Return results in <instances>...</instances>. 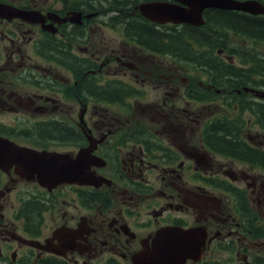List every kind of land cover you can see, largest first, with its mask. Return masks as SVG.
<instances>
[{"label":"flooded vegetation","instance_id":"af4514ba","mask_svg":"<svg viewBox=\"0 0 264 264\" xmlns=\"http://www.w3.org/2000/svg\"><path fill=\"white\" fill-rule=\"evenodd\" d=\"M148 3L180 5L0 0V138L72 158L83 150L97 180L47 189L14 166L0 168V264H136V254L177 247L179 234L187 240L190 231L201 250L183 264H223L207 255L232 244V264H264V131L241 112L247 99L264 116V101L255 93L226 100L219 73L224 60L234 62L228 47L239 48V32H249L239 24L243 13L205 9L198 31L150 21L138 9ZM14 10L33 16L12 17ZM97 22L120 33V42L97 38ZM193 30L196 39L215 41L209 66L177 57L176 34ZM127 72L166 86L162 104L149 103L147 84L127 80ZM225 101L236 103L231 128L223 127ZM250 126L260 132L242 134ZM231 137L254 150L247 163L221 148ZM226 237L224 247H213Z\"/></svg>","mask_w":264,"mask_h":264},{"label":"water","instance_id":"95a60500","mask_svg":"<svg viewBox=\"0 0 264 264\" xmlns=\"http://www.w3.org/2000/svg\"><path fill=\"white\" fill-rule=\"evenodd\" d=\"M180 5L169 6L161 3H148L138 7L141 14L150 21L159 23L172 22L200 26L202 23V12L205 9L217 8L234 10L250 15L264 14V7L256 1L237 2L232 0H174ZM2 16V14H0ZM30 12H12V17L31 19ZM258 99L264 100V92H253ZM88 162V163H87ZM88 159L83 150L72 158L67 154L47 151H36L33 149L19 147L6 139L0 138V168L14 166L16 172L23 178L34 179L37 183L47 189H52L61 184L94 183L95 177L87 172L89 168ZM87 163V164H86ZM97 181V180H96ZM144 253L140 257L141 264L154 263L156 255L153 252ZM186 258L184 257L183 260ZM171 263V262H170ZM159 264H164L160 262ZM173 264V263H171Z\"/></svg>","mask_w":264,"mask_h":264},{"label":"trees","instance_id":"16d2710c","mask_svg":"<svg viewBox=\"0 0 264 264\" xmlns=\"http://www.w3.org/2000/svg\"><path fill=\"white\" fill-rule=\"evenodd\" d=\"M239 24L248 29V35L241 33L242 37H247L250 40L252 39L256 44H261L264 47V19H258V17H249L241 15L238 17ZM236 20V21H238ZM188 30H192L187 28ZM198 31L202 29L196 28ZM196 32L186 31L185 35L190 42H187L185 36L176 35V49H177V57H179V52L184 55L186 61L193 66L203 67L209 66V63L213 57H211V53L214 49L213 44L215 41H203L201 38L196 39ZM192 33V35H191ZM200 33V32H199ZM194 44V46L192 45ZM193 46V47H192ZM179 50V51H178ZM240 63L243 65H248V68L245 70L237 69L235 67L229 66L227 63L223 61L222 67L219 73L223 74V80L226 82H234L239 84L240 86L247 85L253 82H257V84L263 88L264 90V54L258 52V50L254 49H244L241 48L240 54L238 55ZM204 72L207 73V70L204 69ZM217 77L214 81H218ZM231 85V84H226ZM237 88V85H233ZM246 96V95H245ZM244 96V97H245ZM233 99H237L234 97ZM235 102L225 101L224 105L228 108L226 114L224 115V126H229L231 128L234 124V118L232 115L233 106ZM251 102L247 99H244L241 104V112L249 111L254 116V124L258 125L262 131H264V116L259 110H251L249 106ZM256 106H262V103H256ZM223 126V127H224ZM236 139L231 137V140H226L224 145H220L221 148H224L225 151H239V161L247 163L248 160L245 157L247 151H254L250 148L245 142L240 140L238 143L235 142ZM237 146V148H233ZM232 154V153H231ZM226 185V184H225Z\"/></svg>","mask_w":264,"mask_h":264},{"label":"rangeland","instance_id":"374dc122","mask_svg":"<svg viewBox=\"0 0 264 264\" xmlns=\"http://www.w3.org/2000/svg\"><path fill=\"white\" fill-rule=\"evenodd\" d=\"M39 1H42V0H39ZM48 1V0H46ZM100 23V22H99ZM101 25H98V22L97 24L95 25V31H96V37L97 38H102V36H112L113 38H111V40L114 41V39L116 40L115 44L117 45L121 38H120V33H117L115 35V33L111 30H108L104 27V24L100 23ZM192 45L194 46V44L192 43ZM192 46V47H193ZM262 51L264 52V48H261ZM100 51L97 52V55L99 54ZM238 55V54H237ZM236 64L240 63V60L239 62L237 63V58L235 57L234 58ZM184 64V63H183ZM113 67H114V64L111 65V67H105L104 70L101 72L103 74H101V76H99V81H97V84L102 86L104 85V83L108 80V75L110 76V74L112 73V70H113ZM180 75H183L186 77V75L182 72H178ZM108 74V75H107ZM127 75L128 72L126 73ZM134 75H129L127 76V80L129 81H132L133 83H135V81H142V82H145L147 84V86L145 87V89L147 90H150L151 93L149 95V99L147 100L149 103L151 104H154L156 106L162 104V101L164 100V89L166 88V86L162 85L161 82H157V80L155 79H151V78H143L141 79L140 77L136 76L137 79H135L133 77ZM172 83V82H171ZM171 85V84H170ZM227 93H229L231 91V88L227 87L226 90H225ZM236 91L239 93L238 95H241V96H244L246 92L249 91V89L247 87H239L236 89ZM260 93V92H259ZM1 107V106H0ZM117 108V107H115ZM21 109V108H20ZM134 109V107H133ZM30 110H27V109H24L20 112L21 115H25L27 116L29 119L31 120H37L35 116H33L30 112ZM0 112H4L3 109L0 110ZM12 112H6L7 115H5L6 117H8V121L9 119L11 120L12 123H17L15 122V120H13L12 118H14L16 115H13L11 114ZM18 113V112H17ZM17 113H14V114H17ZM9 114V115H8ZM19 122V121H18ZM147 124V128L150 127V125H152L153 123L152 122H149L147 121L146 122ZM129 125V124H127ZM129 126L127 127H122V129H127ZM246 127V126H245ZM243 128V131H242V134H246V133H254L255 131H258L260 132V129H257L255 126H250V127H247V128ZM242 136V135H241ZM55 150L57 151H60L62 152L63 150H68L66 148H56ZM20 185V184H19ZM22 185H23V182H22ZM231 201V200H230ZM1 213H3V210H1ZM228 238L229 237H226L224 238L221 242H218V241H212L214 242V246L213 247H216V245H220L221 247H224L225 244L227 243L228 241ZM203 241V240H202ZM202 241L199 243L201 244ZM233 245V249L232 251H227V252H224L222 250H220L221 252H218L217 250H214L213 253H209L207 256L210 257L211 259H221L224 261L223 264H232L231 262V259L232 257L234 256V254L236 253V251H238V247L235 245V244H232ZM217 248V247H216Z\"/></svg>","mask_w":264,"mask_h":264},{"label":"bare ground","instance_id":"6f19581e","mask_svg":"<svg viewBox=\"0 0 264 264\" xmlns=\"http://www.w3.org/2000/svg\"><path fill=\"white\" fill-rule=\"evenodd\" d=\"M208 80L214 81L215 79H213V80H212V79L209 77V79H208Z\"/></svg>","mask_w":264,"mask_h":264}]
</instances>
